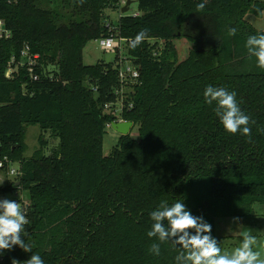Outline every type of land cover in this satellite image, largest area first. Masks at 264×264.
I'll list each match as a JSON object with an SVG mask.
<instances>
[{"label":"trees","instance_id":"1","mask_svg":"<svg viewBox=\"0 0 264 264\" xmlns=\"http://www.w3.org/2000/svg\"><path fill=\"white\" fill-rule=\"evenodd\" d=\"M131 1L139 14L119 11L113 25L104 12L113 0H0V19L12 34L0 39V161H9L5 172L12 163L21 172L0 192L25 191L21 238L33 250L13 246L0 253V264H23L32 254L44 264H176L180 246L147 235L161 202H183L211 225L219 246L216 218L248 224L254 205H264V69L245 47L264 34L245 20L264 10V0H207L199 11L202 0ZM144 29L147 38L131 48ZM111 34L126 39L123 53L83 64L86 43ZM174 38L192 43L184 60ZM25 45L39 54V79L23 68L7 79L11 55ZM122 57L140 72L124 100L132 106L120 114L138 136L120 135L104 155L106 124L117 118L105 105L118 102ZM209 85L236 93L255 121L250 137L225 131L215 103L204 100ZM33 124L59 138L51 154L41 146L25 156ZM153 243L159 255L150 253Z\"/></svg>","mask_w":264,"mask_h":264},{"label":"clouds","instance_id":"2","mask_svg":"<svg viewBox=\"0 0 264 264\" xmlns=\"http://www.w3.org/2000/svg\"><path fill=\"white\" fill-rule=\"evenodd\" d=\"M82 3L83 0H80ZM207 0L197 4V10H203ZM264 14V13H261ZM230 36L236 34V29L231 28ZM147 38V30H141L130 41V47L135 49ZM249 57H255L257 66L264 69V34L250 36L245 44ZM204 100L208 105L215 103V114L219 117L225 131L230 134L241 132L245 136L251 135L250 123L254 124L238 106L236 93L224 87L207 86ZM152 228L147 235L158 238L161 243L171 242L179 245V253L175 257L176 264H264V254L254 251L256 238L251 235L243 237L242 244L232 252L222 253L215 238L211 236V225L202 217H196L186 209L183 202L177 201L169 206L161 202L158 209L150 214ZM167 221V226L162 222ZM28 224L26 215L20 203L0 200V253L19 246L24 252H33L30 244L21 237L27 235L25 225ZM194 233V234H193ZM176 238V239H173ZM154 255L160 254V245L153 243L149 249ZM11 264H20L13 259ZM23 264H44L38 254H32Z\"/></svg>","mask_w":264,"mask_h":264},{"label":"rangeland","instance_id":"3","mask_svg":"<svg viewBox=\"0 0 264 264\" xmlns=\"http://www.w3.org/2000/svg\"><path fill=\"white\" fill-rule=\"evenodd\" d=\"M108 21L113 25H116L119 17V11L116 8H107L105 11ZM138 12V4L133 1L129 5V9L126 14L132 15L133 13ZM264 13V10L261 11ZM255 14L248 13L245 16V20L251 24L257 30H264V14ZM174 45L177 50V55L179 60H184L188 57L192 43L184 38H174ZM124 50V46L122 48ZM121 50V53L123 51ZM83 64L93 65L98 61L105 60L106 54L100 48L99 42L97 39L90 40L86 43L82 51ZM123 59V58H122ZM124 60V59H123ZM122 66L128 64L126 61L121 63ZM52 69V67H50ZM119 104L115 107V113H118ZM129 134L133 138L138 136V127L137 125H132L130 128ZM120 134L116 132L112 127L105 128V134L103 137V154L109 155L112 151V148L116 145ZM43 140V141H42ZM27 145V151L25 156L32 155L36 150L40 149L43 146V152L46 155L51 154L59 144V138L53 134L51 131H42L38 124L28 125L26 128L25 139ZM12 168L16 169L18 163H12ZM5 173V174H4ZM0 173V187L6 185L8 180H12L13 176H7L6 172ZM25 191L19 190L10 191V192H0V200L7 199L9 201H18L20 200L21 205L27 204ZM22 207V206H21ZM254 211L256 216L251 223H245L241 218L238 217H221L215 219L216 233L221 236L220 248L222 253L232 252L235 248L239 247L242 244L243 237L245 235H251L256 238V243L253 246L254 251H261L264 254V205L255 204Z\"/></svg>","mask_w":264,"mask_h":264},{"label":"built area","instance_id":"4","mask_svg":"<svg viewBox=\"0 0 264 264\" xmlns=\"http://www.w3.org/2000/svg\"><path fill=\"white\" fill-rule=\"evenodd\" d=\"M127 0H113L114 8L118 9L121 12V8L126 4ZM139 13H133L132 16H137ZM12 37L11 31L5 27V23L2 19H0V39H9ZM99 42L100 48L105 52V54L115 53L121 50L122 45L126 42V39L121 37H116L115 35H109L105 37H101L97 39ZM124 60H123V59ZM119 62V70L118 77L120 81V87L116 90V93L119 95L118 102L115 104H106L105 110L117 116L115 120L112 122H108L106 127H111L113 122H122L126 121L120 117L123 109L126 107L125 99L126 94L130 90V85L138 83V78L140 77L139 69L126 58L122 57ZM39 54H32L30 52L29 46L25 45L22 50H20V54L16 57L15 54H12L5 70V77L10 79L13 77V74L18 71V68H23L27 71L30 80L37 81L39 79L38 74L35 72V66L38 64ZM126 61L128 64L122 66V62ZM119 104L118 113H115V107ZM126 108H130L132 104L130 102L127 103ZM5 163H9L7 158L0 161V173L5 172ZM13 165H9L6 172H8V176H13V179L20 176V167L16 169L12 168ZM5 174V173H4Z\"/></svg>","mask_w":264,"mask_h":264},{"label":"water","instance_id":"5","mask_svg":"<svg viewBox=\"0 0 264 264\" xmlns=\"http://www.w3.org/2000/svg\"><path fill=\"white\" fill-rule=\"evenodd\" d=\"M132 3L131 0H127L126 4L121 8V13H126L129 9V5ZM115 57V53H109L106 55V62H109ZM133 123L131 121L113 122L111 127L118 132L120 135H127L132 127ZM19 182H17V185Z\"/></svg>","mask_w":264,"mask_h":264},{"label":"crops","instance_id":"6","mask_svg":"<svg viewBox=\"0 0 264 264\" xmlns=\"http://www.w3.org/2000/svg\"><path fill=\"white\" fill-rule=\"evenodd\" d=\"M17 192H19V190Z\"/></svg>","mask_w":264,"mask_h":264}]
</instances>
